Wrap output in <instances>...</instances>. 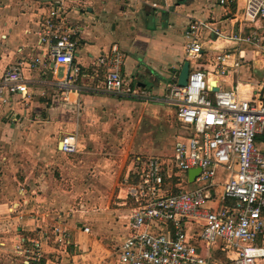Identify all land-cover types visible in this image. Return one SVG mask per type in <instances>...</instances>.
Returning <instances> with one entry per match:
<instances>
[{
    "label": "crops",
    "instance_id": "0c3cea01",
    "mask_svg": "<svg viewBox=\"0 0 264 264\" xmlns=\"http://www.w3.org/2000/svg\"><path fill=\"white\" fill-rule=\"evenodd\" d=\"M55 6L77 44V111L54 93L67 66L50 59L31 66L44 52L38 39L41 20ZM239 11L244 12V0H0V79L19 65L27 87L24 96L0 99V264L116 263L115 250L130 234L124 177L138 160L172 156L175 141L187 133L164 96L187 61L191 22L205 26L199 35L202 56L187 61L189 70H212L216 55L230 53L229 64L238 66L230 67L221 88L238 86L248 94L262 83L264 60L250 43L229 37L255 34L264 43V19L245 21ZM114 45L124 56L121 77L148 99L104 91L105 68L95 62ZM208 78L216 90L218 78ZM70 132L79 140L74 155L60 150L61 137ZM258 146L264 149V140ZM65 156L72 158L63 161ZM225 177L218 170L214 181L220 184ZM220 192L215 187L211 206L222 205ZM56 223L67 229L69 247L49 242L39 262H26L17 248L38 225L48 229ZM187 229L191 235L198 231L194 224ZM212 256L208 264H233L236 251L221 242Z\"/></svg>",
    "mask_w": 264,
    "mask_h": 264
},
{
    "label": "built area",
    "instance_id": "2783aa9c",
    "mask_svg": "<svg viewBox=\"0 0 264 264\" xmlns=\"http://www.w3.org/2000/svg\"><path fill=\"white\" fill-rule=\"evenodd\" d=\"M243 15L245 21L264 19V0H244ZM203 26L201 21L189 25L187 61L202 56L199 35ZM72 35L62 10L53 7L44 15L38 31L44 52L32 60L31 66H44L49 59L67 66L56 87L77 111L79 102L74 95L80 93L76 85L80 68L73 64L77 44ZM229 38L250 43L264 60L260 37ZM123 57L115 45L97 57L95 67L105 68L104 91L148 99L146 92L129 86L121 77ZM230 59V53L216 55L212 70L192 68L185 86L178 85L177 80L168 85L164 101L174 108L177 121L187 133L175 141L172 156L138 160L135 170L124 177L130 234L117 246L115 264H208L212 250L221 242L236 251L233 264H264V149L257 140L264 137V72L261 85L248 94H242L238 86L221 88L230 67L238 66V62L230 65ZM209 74L218 78L214 91ZM26 93L20 66H10L0 79V99L5 102V95ZM60 150L67 155L78 153L76 132L61 137ZM195 168L199 172L189 183L187 172ZM218 170L226 174L220 184L214 181ZM188 184L197 185L186 189ZM217 186L221 187L218 201L222 205L213 207ZM188 224L196 226V234H189ZM82 230L89 231L87 227ZM25 242L17 250L26 262H39L43 246L49 242L58 247L70 245L68 231L61 223L48 229L38 225L35 235Z\"/></svg>",
    "mask_w": 264,
    "mask_h": 264
},
{
    "label": "water",
    "instance_id": "95a60500",
    "mask_svg": "<svg viewBox=\"0 0 264 264\" xmlns=\"http://www.w3.org/2000/svg\"><path fill=\"white\" fill-rule=\"evenodd\" d=\"M88 11H89V8H88ZM188 75H189V63L185 61L179 70V73L177 76V84L180 86H185L187 83ZM198 172H199L198 168L188 170L187 178H188L189 183L193 182Z\"/></svg>",
    "mask_w": 264,
    "mask_h": 264
},
{
    "label": "rangeland",
    "instance_id": "374dc122",
    "mask_svg": "<svg viewBox=\"0 0 264 264\" xmlns=\"http://www.w3.org/2000/svg\"><path fill=\"white\" fill-rule=\"evenodd\" d=\"M242 5V2L241 1H239V6H241ZM239 13H243L242 11H239ZM55 94H57L58 93V95H59V97H61L62 98V100L64 101V96L63 95H61L60 94V91H56V92H54ZM65 102V101H64ZM106 149L108 150L109 149V147H106ZM109 152H111V150L109 149L108 150ZM132 156V155H131ZM66 158L65 159H63V161H67V159H71L72 158V156H65ZM59 161H62L61 159H62V157H60L59 156ZM60 164L62 165V162H60ZM49 166V165H48ZM51 166H54V167H56L57 169L59 168V165H56V164H53V165H51ZM56 178L58 179V180H60L61 178H59V172L58 173H56ZM62 182H64V181H62ZM197 184H188V186L186 187V189H191V188H193L194 186H196ZM63 189H66V191H69L70 190V188H68V187H66V188H63ZM102 193L104 192V190H102L101 191ZM71 194L73 195V196H75V195H77V192H76V190L74 189V190H72L71 191ZM103 195H104V193H103ZM220 244V243H219Z\"/></svg>",
    "mask_w": 264,
    "mask_h": 264
},
{
    "label": "trees",
    "instance_id": "16d2710c",
    "mask_svg": "<svg viewBox=\"0 0 264 264\" xmlns=\"http://www.w3.org/2000/svg\"><path fill=\"white\" fill-rule=\"evenodd\" d=\"M257 140H264V137H259ZM131 177H133V175H131ZM172 183H175V180H172Z\"/></svg>",
    "mask_w": 264,
    "mask_h": 264
}]
</instances>
